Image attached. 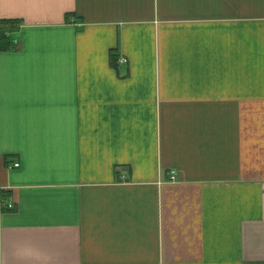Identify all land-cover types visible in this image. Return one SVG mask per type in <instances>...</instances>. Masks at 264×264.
Segmentation results:
<instances>
[{"label":"crops","instance_id":"obj_1","mask_svg":"<svg viewBox=\"0 0 264 264\" xmlns=\"http://www.w3.org/2000/svg\"><path fill=\"white\" fill-rule=\"evenodd\" d=\"M5 19L0 264H264V0H0Z\"/></svg>","mask_w":264,"mask_h":264},{"label":"trees","instance_id":"obj_2","mask_svg":"<svg viewBox=\"0 0 264 264\" xmlns=\"http://www.w3.org/2000/svg\"><path fill=\"white\" fill-rule=\"evenodd\" d=\"M19 20L5 19L0 20V50H8L10 48V39L9 36L11 33L15 32L19 25ZM116 58L114 55L111 57L112 66L116 67ZM0 198L6 199L8 198V193L4 190H0Z\"/></svg>","mask_w":264,"mask_h":264},{"label":"built area","instance_id":"obj_3","mask_svg":"<svg viewBox=\"0 0 264 264\" xmlns=\"http://www.w3.org/2000/svg\"><path fill=\"white\" fill-rule=\"evenodd\" d=\"M119 64L126 65L127 60L124 58L119 59ZM18 166H19L18 163H15L12 165L13 168H17ZM122 178H123V176H122ZM171 180H173L172 177H171ZM13 210H14V204L9 198H6V199L0 198V212L13 211Z\"/></svg>","mask_w":264,"mask_h":264}]
</instances>
